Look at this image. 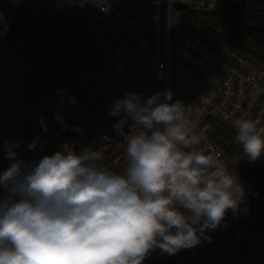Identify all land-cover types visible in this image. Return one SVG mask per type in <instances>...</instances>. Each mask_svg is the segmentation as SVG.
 <instances>
[{"label":"clouds","instance_id":"9594fccd","mask_svg":"<svg viewBox=\"0 0 264 264\" xmlns=\"http://www.w3.org/2000/svg\"><path fill=\"white\" fill-rule=\"evenodd\" d=\"M172 100L166 89L113 102L110 115L124 113L114 125L126 144L122 173L92 148L64 145L29 165L17 159L22 142H5L12 163L0 174V264H143L152 250L175 255L210 240L205 230L235 214L246 193L218 153L198 149L191 109ZM232 126L250 161L264 155L259 120L244 114Z\"/></svg>","mask_w":264,"mask_h":264},{"label":"built area","instance_id":"2783aa9c","mask_svg":"<svg viewBox=\"0 0 264 264\" xmlns=\"http://www.w3.org/2000/svg\"><path fill=\"white\" fill-rule=\"evenodd\" d=\"M15 1L26 12V34L35 40L50 39L63 46L77 23L86 29L83 52L69 55L78 65L76 95L69 98L72 96L56 88L49 106L47 122L55 152L64 145L82 152L85 148L74 134L84 130L120 152V168L111 169L122 173L127 163L126 144L114 125L124 113L110 115L113 102L126 93L150 97L170 89L168 72L173 53L179 69L203 82L210 77L214 82L208 95L173 93L172 102L180 100L192 111L195 131L201 135L198 149L218 153L227 167L212 139L210 121L221 122L235 135L232 121L244 114L264 126V68L240 51L208 45L197 29L187 31L188 26L195 25L178 9L209 11L219 0H91L85 18L70 9L67 0ZM143 54L154 59L152 72L135 64V56ZM53 85L56 87L55 82ZM131 123L125 124V133ZM255 162L264 168V155ZM243 218L242 207L235 214L229 210L222 225L211 231L222 234L239 226L244 242L236 264H264V224L242 226ZM174 257V264H222L216 254L202 252L198 246L181 249Z\"/></svg>","mask_w":264,"mask_h":264},{"label":"rangeland","instance_id":"374dc122","mask_svg":"<svg viewBox=\"0 0 264 264\" xmlns=\"http://www.w3.org/2000/svg\"><path fill=\"white\" fill-rule=\"evenodd\" d=\"M91 0H67L70 9H76V13L86 17V10ZM17 2V1H16ZM18 3V2H17ZM19 4V3H18ZM165 31V21L162 23ZM174 33V20L171 25ZM187 31H195V26H188ZM5 33V26L0 15V64L4 67L14 90L17 92L20 107L29 108L31 122V143L39 138L36 148L31 150V157L26 164L37 163L43 156L55 153L54 142L48 126L47 116L49 106L56 94V88L66 96L76 95L74 75L78 65L69 57L71 53L65 52V43L61 46L58 42L50 39H40L41 43L35 45L30 34L10 45H4L1 38ZM46 47L49 60L38 59L37 51L40 47ZM54 48L56 51L54 53ZM135 64L145 71L154 70V59L148 54L136 55ZM44 62L45 64H42ZM42 65V66H41ZM169 86L172 93L204 94L212 93L214 88L213 79L210 77L205 82L185 73L175 64L174 53L171 57L169 72ZM55 82L56 87L53 85ZM21 97V98H20ZM23 97H26L23 99ZM24 100V101H23ZM22 119V115H20ZM44 125L47 126L44 130ZM75 139L83 148H92L103 153V163L109 168L119 169L117 159L120 152L110 148L92 134L75 130ZM226 156V157H225ZM224 156L229 172H235L240 183L243 185L246 196L240 204L244 212V218L240 224H251L264 213V168L259 167L255 161H250L244 154L243 149L226 153ZM229 230L222 234L206 232L211 239H201L197 245L199 250L218 253L222 255V264H236V258L240 252V243L229 238ZM161 251L155 249L149 252L150 256H159ZM143 264H147L143 261Z\"/></svg>","mask_w":264,"mask_h":264},{"label":"trees","instance_id":"16d2710c","mask_svg":"<svg viewBox=\"0 0 264 264\" xmlns=\"http://www.w3.org/2000/svg\"><path fill=\"white\" fill-rule=\"evenodd\" d=\"M178 9L183 16L193 22L197 31L208 45L240 51L254 58L264 68V40L257 39L252 33L243 28L241 0H219L212 10L204 12H194L181 7H178ZM86 35L84 25L77 23L68 41L65 43V52L72 53L75 56L82 53L86 44ZM2 39L3 37L1 38V42ZM29 42H35V45L38 46L42 41L34 39V41ZM46 49L44 46L40 47V50L37 51L38 59L45 61L50 59L46 53ZM55 51L56 48H54V53ZM42 64L45 63L42 62ZM210 127L212 139L224 156L228 152L234 153L236 149L237 151L242 149V145L235 140V133L224 124L217 120H211ZM83 132L86 131L83 130ZM259 224H264V213L256 222L242 224V226L253 227ZM240 242L241 252L244 242L243 236ZM238 256L235 262H237ZM144 261L147 264H174L175 257L167 253H160L157 257L147 255Z\"/></svg>","mask_w":264,"mask_h":264},{"label":"crops","instance_id":"0c3cea01","mask_svg":"<svg viewBox=\"0 0 264 264\" xmlns=\"http://www.w3.org/2000/svg\"><path fill=\"white\" fill-rule=\"evenodd\" d=\"M241 2L243 8V28L252 33L257 39L264 40V0H241ZM6 66L0 64V174L12 163L6 156L4 149L5 142H22L19 148L16 149L18 153L17 159H22L26 162L31 157V150L29 149V144L31 143V129L29 127L31 117L29 108H31V102L28 104V108L24 109L20 107L17 92L14 90L7 71L4 69ZM20 115L23 116L22 119ZM4 196H6V192L0 186V197ZM229 229V238L241 244L240 239L243 235L240 232L239 226ZM205 232L213 231L205 230ZM238 249H240V245ZM201 251L211 253L204 250ZM215 254L220 258L221 263H223V256L218 253Z\"/></svg>","mask_w":264,"mask_h":264},{"label":"water","instance_id":"95a60500","mask_svg":"<svg viewBox=\"0 0 264 264\" xmlns=\"http://www.w3.org/2000/svg\"><path fill=\"white\" fill-rule=\"evenodd\" d=\"M0 15L5 26L4 45L13 44L26 36L27 15L15 0H0Z\"/></svg>","mask_w":264,"mask_h":264}]
</instances>
